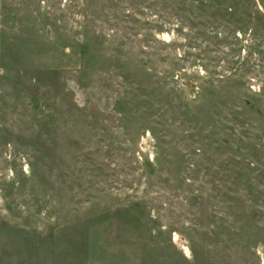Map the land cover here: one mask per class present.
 I'll use <instances>...</instances> for the list:
<instances>
[{"label":"rangeland","instance_id":"obj_1","mask_svg":"<svg viewBox=\"0 0 264 264\" xmlns=\"http://www.w3.org/2000/svg\"><path fill=\"white\" fill-rule=\"evenodd\" d=\"M0 264H264V0H0Z\"/></svg>","mask_w":264,"mask_h":264}]
</instances>
